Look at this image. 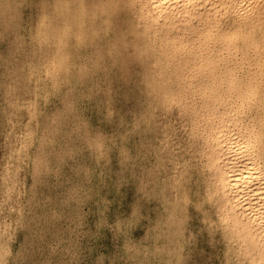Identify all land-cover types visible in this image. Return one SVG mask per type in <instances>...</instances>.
Masks as SVG:
<instances>
[{"label": "rangeland", "instance_id": "obj_1", "mask_svg": "<svg viewBox=\"0 0 264 264\" xmlns=\"http://www.w3.org/2000/svg\"><path fill=\"white\" fill-rule=\"evenodd\" d=\"M58 1L0 0V264H263L209 180L191 43H142L133 0Z\"/></svg>", "mask_w": 264, "mask_h": 264}, {"label": "bare ground", "instance_id": "obj_2", "mask_svg": "<svg viewBox=\"0 0 264 264\" xmlns=\"http://www.w3.org/2000/svg\"><path fill=\"white\" fill-rule=\"evenodd\" d=\"M109 1L113 2L115 0H89V8L95 10L103 6H109L111 5ZM58 2L60 3V0ZM52 3L56 5L57 1L56 3L54 2ZM60 4H59V8H60ZM94 5L96 6L94 7ZM130 5L134 11L135 24L138 26V28H141L144 31V33L141 35L142 43H148L149 41L152 42L155 40H163L166 44L168 45L170 44L171 47L174 48L170 56L168 54H165L164 59L169 58L171 56L176 57L179 53H181L175 51V48L177 47L178 44L188 43V42L191 43L189 46L190 56L188 57V59L187 57H185V54L179 55V58L181 62L185 64L188 61H192L193 63H195L196 68L201 70L202 75L205 77L204 82L206 86V91L202 93L201 99L199 100L200 104L198 106H199V115H200L199 117L201 119V124H202L201 129H203V134L200 135L204 140V143L200 145V148L205 149V154L203 155H205L204 156L205 161L209 163L210 166V169L208 171L209 180H212L213 182L212 187L216 189L219 193L218 197L220 202L219 204L220 210H223L221 211V213H223L225 217L230 219L229 221L231 222L233 229L241 234V238L245 242L246 248L252 251V253L256 257H258V259L261 260L264 264V0H133V2L130 3ZM41 6L39 7V9L41 8ZM43 6L45 9L46 7L44 4ZM59 8L58 11H60ZM36 10L34 11L36 12ZM55 11H57V7ZM62 11L65 13L66 10L65 11L62 10ZM52 13L54 15V10ZM71 15L72 17H74L73 13ZM39 16H37L38 17L37 19H39ZM41 16L43 15L41 14ZM59 16L61 15H57V17ZM34 18L36 19L35 16ZM47 18L48 16L45 19ZM71 18H67L66 22L68 19ZM30 19L28 20V22L30 21ZM74 19L76 18L74 17ZM32 21L33 20H31L30 23H32ZM69 21L67 23H69ZM89 21L92 22L91 19ZM56 22L59 23L58 20ZM73 22L71 24H75ZM122 26L124 27V25ZM33 28H35V26H33ZM55 31H57V27ZM150 31L152 32V34L149 33ZM35 36L37 35H34V37ZM130 40L132 41V39ZM44 41L42 39V42ZM140 48L137 47V50ZM38 51L39 50H37V52ZM127 52H129V49ZM131 52L133 53L132 49ZM158 54H160V52ZM127 57H129V53ZM134 57H135V53H134ZM33 58H35V56ZM141 59L138 58L136 59V61L137 60L141 61ZM21 63L23 65L24 62ZM28 65L29 64H27V66ZM137 66L139 65L137 64ZM28 68L30 67L28 66ZM147 75L148 74H146V77ZM145 80L144 83H146ZM150 80H152V77ZM150 88L152 87H149V89ZM16 92L17 91H15L14 94H16ZM153 93L154 92L152 91V95ZM4 96H5V92H4ZM148 98L150 97L148 96ZM152 102L154 103L155 101ZM17 104L15 103V105ZM173 112L175 113V111ZM154 114L155 113H153V115ZM187 120H189V118ZM177 122L179 121L177 120ZM186 122L188 123V121ZM200 127L198 128L200 129ZM197 134L199 133L197 132ZM198 141L199 139L197 140V142ZM196 143L194 144L196 145ZM7 149L9 151V148ZM170 189H173V187Z\"/></svg>", "mask_w": 264, "mask_h": 264}]
</instances>
